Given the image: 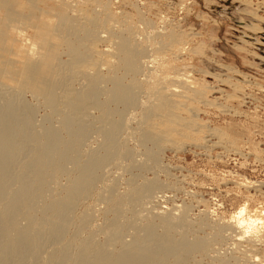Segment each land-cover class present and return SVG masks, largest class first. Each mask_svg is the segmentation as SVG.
I'll return each instance as SVG.
<instances>
[{
  "label": "rangeland",
  "instance_id": "1",
  "mask_svg": "<svg viewBox=\"0 0 264 264\" xmlns=\"http://www.w3.org/2000/svg\"><path fill=\"white\" fill-rule=\"evenodd\" d=\"M63 15L76 28L89 26L94 19L99 23L93 29L92 41L87 38L82 49L90 58L84 65L86 69L91 67L96 73L99 70L105 82L112 85V79L121 76L123 85L138 83V88L142 87L136 93L138 98L133 107L138 105L137 108L128 109L121 103L119 106V102L108 104L113 113L111 120L121 118L124 121L115 139L119 144H125L122 146L129 155L108 164L99 174L100 181L94 193L78 206L76 214L80 216L90 210L94 222L90 231L85 230L84 234L74 225L71 230L77 231V239L99 230L110 218L107 204L99 198L106 186L114 185L117 193L124 194L133 181L157 180L162 189L148 200L149 203L145 202L144 208L141 207L143 215L153 216L152 220L157 223L160 216L177 217L186 210L192 225L189 238L208 239L224 228L210 254L197 261L209 264L212 259H223L232 264L241 256L230 242L234 234L228 231L226 223L243 207L251 214L264 210V0H0V51L3 52L0 53V69H20L32 58H47L49 51L58 54L63 83L57 92H61H58L62 95H59L60 99H67L69 94L75 95L85 89L83 74L73 75L76 68L71 63L74 58L66 45H54L49 50L47 42L45 48L40 49L38 40L48 28L61 30L59 24ZM83 36L85 32L80 30L73 35L67 34L66 38L74 42ZM52 38L50 40L54 42ZM121 38H127L129 44L142 51L136 74L124 69L115 55V42ZM111 63H120L117 65L122 69L117 65L110 68ZM105 82L101 91H108L112 86ZM151 87H158L157 91L171 104L164 111L165 117L153 115V119L150 116L155 125V130L151 131L160 135L163 141L158 146L150 140L146 143L139 126L144 108L156 100L148 95L147 89ZM98 97L100 102L105 100V95ZM23 99V104L37 109L34 121L38 127L42 121L45 122L42 127L47 128L50 124L51 128L59 129L62 114L69 112H65V104L61 102L57 113L53 112L46 108L44 99L37 100L29 92ZM96 109L85 111L87 119L84 123L88 132L81 152L101 157L105 153L106 139L102 134L109 126L101 120V110ZM62 136L67 137L63 133ZM150 151L158 156L156 163L161 170L144 168ZM83 158L81 161H85ZM65 180L66 177L61 178L59 183L66 185ZM262 223L259 229L263 236L264 220ZM132 233L125 234V243L132 240ZM100 235L97 240L101 242L104 237ZM257 251V258L264 260L263 243L257 246Z\"/></svg>",
  "mask_w": 264,
  "mask_h": 264
},
{
  "label": "bare ground",
  "instance_id": "2",
  "mask_svg": "<svg viewBox=\"0 0 264 264\" xmlns=\"http://www.w3.org/2000/svg\"><path fill=\"white\" fill-rule=\"evenodd\" d=\"M72 23L70 19L63 15L59 24L61 30L58 27L56 28L59 31H51L50 28L45 29V33L37 39L39 40L40 49L45 48L47 42H49L47 47L49 50L54 45L59 46V44H64L69 49L70 54L74 58L71 65L76 69L68 68L74 70V76L82 73L85 81V89L78 94H69L67 99L63 97L60 99L62 95L58 94L59 91L57 92V90L59 85L63 83H61L62 73L60 72L62 62L58 54L55 55V53L50 51L47 52V58H37L34 55L36 53H34L33 55L36 58L27 61L20 69H15L14 67L4 69L2 67L5 62L2 63V69H0V264L198 263L197 259L207 257L213 246L219 242L221 239L219 235L222 234V229L224 228L218 230L219 233L212 235L213 237L208 236V239H200L195 236V238H189L188 231L192 229V225L187 218L186 210L181 211L177 217L171 214L160 216L157 223L152 220L153 216L143 215L141 207L144 208L145 202L162 189V185L157 180H146L140 183L133 181L134 184L131 180L130 187L124 194L117 193L114 185L106 186L107 188L99 195L100 200L104 201L108 206L109 214L106 213L110 218L106 220V224L102 228L100 227L99 230L89 233L86 238L80 236L83 238L80 240L77 239V231L74 233L71 230L75 225L80 229L78 231H82L83 234L85 230L90 231L92 222H94L92 221V212L87 210L78 216L76 214L78 206L94 193V189L100 181V172L108 164L114 161L116 163V161L129 155L125 151L126 147L122 146L125 144L121 145L116 140L118 129L120 127L123 128L124 121L120 120L121 118H118L121 121L120 123H118L119 120H111L113 113L108 104L110 102H119L117 104L119 106L125 104L128 109L137 108L138 105L133 107L138 98V95L136 98V93L137 89L142 88H138V83H132L130 86L123 85V80L120 81L122 79L120 76V79L114 78L112 79L113 81L110 79L113 85L106 79L107 83L109 82L112 86L111 88L109 87L110 90L108 91L106 89L101 91V87L105 85L102 84L103 81L105 82V78L102 77L99 70L96 73L90 66H88L90 68L86 69L84 65L87 64L90 58L84 53L85 49L82 51L84 42H88L87 38L94 34L93 29L97 28L99 23L94 19L89 23V26H77L80 29L74 27ZM80 30L83 34L85 32V36L80 37V39L71 42V40L69 41L66 38L67 34L73 35L74 32ZM51 37H54L52 38L54 42L50 40ZM125 40L121 38L115 42V55L123 64L124 69L136 74L140 69L138 61L142 51ZM112 51L114 50L112 49ZM117 64L119 65L120 63ZM117 64L111 63L109 66L111 68ZM93 66L95 65L93 64ZM96 67L98 69V66ZM92 71L95 74H91ZM63 74L65 75V72ZM2 80L7 83H3ZM156 88L147 89L148 95L155 97L156 100L154 99V103L144 108L139 126L143 129L144 137L147 139L146 143L150 140L158 146V143L160 142L159 144H161L163 141L161 142L160 139L162 138H159L161 137L160 135L152 132L155 130H153L155 125L151 117L153 115H160L159 117L161 118L165 117L164 111H167L171 104L166 96L158 92ZM28 92L37 100L44 99L43 101L47 105L45 107L53 112L56 111V113L59 103L65 104L66 111H64L67 112L68 110L69 112H67L68 114H62V125H58L59 129L51 128L49 121L50 128H48L49 126L47 128L42 127L45 126L43 125L45 122L42 121L41 127L36 125L34 111L37 109L29 107V104L25 105L22 103L25 100L23 99L24 95ZM99 95H105L103 102L99 101ZM94 107L98 108L96 110H101V120L105 121L104 123L108 122L106 126H109L108 130L102 134L106 136V139L103 138L105 139V153L101 157L91 153L85 155L83 154L84 152H81L82 143L85 145V136L88 132L84 123L87 119L85 111L89 110L90 112V109ZM152 118L154 119V116ZM51 121L53 122V120ZM62 133L67 137L62 136ZM98 135L100 136V134ZM143 141L145 142V140ZM99 146H103V143ZM81 158L85 161H81ZM148 159L147 163L144 160L146 163L145 167L143 164L141 166L143 165L145 169L154 168L155 170H161L159 163H156L158 159L156 153H151L150 151ZM149 162L151 163L149 164ZM63 177H66V185L59 183ZM155 201H157L156 198ZM241 209H243L244 213L241 219L247 222L243 227L240 225V219L236 218ZM241 209L235 216H231L230 221L226 223L228 231L231 230L234 234L232 235L233 239L231 238L233 241L230 242L234 243L233 246H236V250L241 256L235 258L232 264H264V260H260L256 256L258 253L257 246L260 243L264 244V235H260L259 229L263 225L264 210L251 214V211L247 212L245 207ZM127 213L130 215L127 216ZM129 231H133L132 240L130 242L128 240L125 243L124 237ZM98 234L104 237L103 241L97 240ZM244 243L247 245L245 244L244 246ZM210 261L209 264H229L223 259H212Z\"/></svg>",
  "mask_w": 264,
  "mask_h": 264
},
{
  "label": "clouds",
  "instance_id": "3",
  "mask_svg": "<svg viewBox=\"0 0 264 264\" xmlns=\"http://www.w3.org/2000/svg\"><path fill=\"white\" fill-rule=\"evenodd\" d=\"M243 209H241V211L237 214V219H240V225L241 227L245 226V223H247L246 221H244L243 219H241L243 217ZM253 223H258V222H253Z\"/></svg>",
  "mask_w": 264,
  "mask_h": 264
}]
</instances>
